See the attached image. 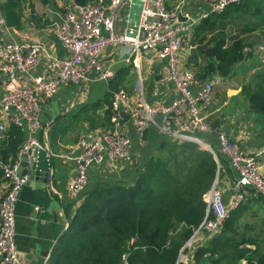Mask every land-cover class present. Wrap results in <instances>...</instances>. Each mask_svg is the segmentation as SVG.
<instances>
[{"label": "built area", "instance_id": "obj_1", "mask_svg": "<svg viewBox=\"0 0 264 264\" xmlns=\"http://www.w3.org/2000/svg\"><path fill=\"white\" fill-rule=\"evenodd\" d=\"M208 12H220L240 0H207ZM190 0H90L78 4L69 0L68 8L56 24L55 34L66 50L63 57L46 54L43 45L33 39L17 40L15 27L8 26L0 0V140L9 124L24 131V139L13 164L1 163L4 181L0 185V263L26 264L15 241V204L26 177L17 171L19 158L34 146H40L36 131L43 126V104L65 83L82 85L87 81L110 82L116 76L114 62H104L101 54L114 46L120 60L136 63L143 52H155L163 63L158 81L170 84L173 97L167 103L151 105L143 100L131 102L124 88L112 92L110 122L96 133L82 132L71 156L73 174L67 184L69 204L74 209L87 186L89 169L103 162L133 163V137L124 128L121 109L128 113L130 126L138 138L153 126L178 141H190L224 157L235 173L234 192L225 200L228 186L215 178L204 195L206 213L195 229L190 243L201 230L214 234L239 206L247 189L264 197V145L245 153L223 129L211 130L201 114L200 103L210 99L220 83L216 74L199 80L185 67L183 54L188 36L197 21L185 6ZM181 14L185 20L179 18ZM47 56L45 72L36 73L42 55ZM208 134V135H207ZM210 136L214 142L205 139ZM239 189V191H236ZM244 189V190H242ZM120 264H127L122 256Z\"/></svg>", "mask_w": 264, "mask_h": 264}, {"label": "trees", "instance_id": "obj_2", "mask_svg": "<svg viewBox=\"0 0 264 264\" xmlns=\"http://www.w3.org/2000/svg\"><path fill=\"white\" fill-rule=\"evenodd\" d=\"M7 1L20 15L26 0ZM73 1L82 4L90 0ZM245 16L258 18L234 33L231 24L236 19L248 20ZM256 30L264 36V0H240L220 12L208 13L188 37L187 43L193 48L187 65L199 80L213 73L231 78L236 74L234 67L251 58L258 46L244 32ZM119 83L111 80L102 97L107 106L102 127L110 122L112 92ZM240 94L245 96L248 110L259 114V121L264 123V69L241 85ZM206 122L211 130L223 124L214 116ZM207 135L205 139L212 136ZM23 139L24 131L9 124L0 140V162L15 163ZM226 164L220 155L216 159L210 150L194 142L163 136L132 180L119 179L85 189L74 209L70 204L65 207L66 228L57 241L58 253L52 264H120L123 255L127 264H184L178 258L188 252L186 244L205 217L204 195L214 179L228 182L226 194L234 192V180ZM2 175L0 163V185ZM248 191L254 193L245 191L242 202L218 232L201 230L203 236L191 253L190 264H264V247L257 236L238 230V218L249 202ZM255 198L264 202L260 195Z\"/></svg>", "mask_w": 264, "mask_h": 264}, {"label": "crops", "instance_id": "obj_3", "mask_svg": "<svg viewBox=\"0 0 264 264\" xmlns=\"http://www.w3.org/2000/svg\"><path fill=\"white\" fill-rule=\"evenodd\" d=\"M68 3L69 0H44V2L42 0H26L21 14L18 15L19 23L15 27L13 37L17 40H36L43 45L46 54L59 57L65 56L67 54L66 50L56 37L55 27L66 8H68ZM191 3L195 6L189 5ZM185 9L195 17L210 13L208 12L210 6L207 0H190ZM192 48L193 46L189 43L186 44L184 54L187 58L185 59L183 54V61L185 67L194 71L193 68L187 65ZM101 59L104 62H114L116 76L113 80L120 81L119 87L127 91L131 102L135 103L141 99L146 103L156 105L167 103L172 99V86L158 81L163 63L156 59L155 52H143L136 63L126 64L120 60L114 46H107L101 54ZM200 59L201 56H199ZM246 60L241 61L234 67L236 74L231 78H222L220 75L213 73L220 78V83L214 86L216 92L211 95L210 99L200 103V111L205 120H208L210 116L221 120L223 124L220 129H225L230 139L236 142L245 153H251L259 150L264 145V126L259 123L248 129L240 123H234V121H229V123H233L231 125L226 123L227 114L231 112V108L230 112L228 109L230 97L239 95L240 91V85H232L231 80L239 74H243L241 72L244 70L242 65L247 64ZM46 61L47 56L44 54L41 56L36 73L43 74L45 72ZM143 61L147 68L142 76ZM134 71H137L139 76L133 80ZM2 89L0 78V94ZM108 90L109 83L102 80L87 81L82 85L65 83L59 86L58 92L42 106L41 121L43 126L36 131L35 135L40 146L51 150L55 162L48 182L44 187H37L35 183H31V185L23 184L16 200L15 241L19 255L26 264H51L56 255L57 241L66 228L65 207L69 205L67 184L73 174L74 166L71 156L76 151V141L80 133L84 131L96 133L109 125L108 122L105 123L106 127L101 126L104 111L107 109L106 104L101 100ZM218 90L221 94L219 97L216 96ZM98 101H101V103L99 107H96ZM123 123L124 128L134 140L133 163L103 162L100 165L92 166L89 169L86 189L119 179L132 180L152 148L157 145L160 138L167 136L153 126H149L142 138H138L129 122ZM214 139L210 137L213 142ZM145 145L149 146L145 147ZM262 157L264 161V153ZM222 158L226 161L224 157ZM226 166L232 173L234 185L235 173L228 163ZM226 186H229V184ZM53 199L60 202L62 206V210L57 212L55 221L50 219L47 212V206ZM202 236L201 233L198 240L195 236L190 244L196 240L197 245ZM195 246L193 247L195 248ZM190 247L188 249L189 253L194 250V248L190 250ZM44 250H53L50 259L39 257V254Z\"/></svg>", "mask_w": 264, "mask_h": 264}, {"label": "rangeland", "instance_id": "obj_4", "mask_svg": "<svg viewBox=\"0 0 264 264\" xmlns=\"http://www.w3.org/2000/svg\"><path fill=\"white\" fill-rule=\"evenodd\" d=\"M189 5H193V3H191ZM193 6H195V5H193ZM257 18L252 17V16H250V17L245 16L244 19H248L246 21H242L241 19H236V20H234V23L231 24L232 27L230 29H232V31L234 33H240V30L244 25H246V24L251 25V23L254 22L255 20H257ZM244 35L247 38L254 39L255 42H257L256 44H258V46L256 47L255 51L253 52L252 57L246 60L247 64L245 66L242 65V68H244L245 72L242 75L239 74L236 78L231 80L232 85H234V86L240 85V88H241L242 84L248 82L252 78V76L256 73V71L264 69V46H263L264 36L262 35L261 31H259V30H256L253 32H244ZM184 55H185V59H186L187 58L186 54H184ZM184 66H185V64H184ZM146 68H147V65L143 61L142 62V76L144 75ZM237 73H239V71H237ZM138 76H139V73L137 71H134L133 80L135 78H138ZM215 92H216V88H213L212 94H214ZM218 92H219V90H218ZM230 108H231V112H230ZM228 109L230 112L229 114H227V117H226V123L228 125L233 124L231 122L229 123V121H234V123H240V125L244 126V128H248V129L251 126L253 127L254 125H257L259 123H261V125L264 126V123H262V121H259V114L253 113V112L248 110L245 96L241 95L240 91H239V95H235V96L233 95L232 97H230V100L228 102ZM147 146H149V145H145V147H147ZM223 184L228 185V183H224V182H223ZM246 194H247V197L249 199V202L246 204V206H247L246 209L240 214V216L238 218V221H237L238 230L239 231H245L247 234L252 235V236H257L260 244L262 245V247H264V202L261 200H257L255 198L257 196V194L253 193L252 191H248V192H246ZM228 196H229V194H226V192H225V196H224L225 200L227 199ZM246 226H249V227L246 228V230H244V228ZM200 235H201V233L196 235L197 240L200 238L199 237ZM196 242L197 241L195 240L193 243H191V244L189 243L190 245L188 244V247L191 246L190 250H191V248L192 249L194 248L193 246L196 245ZM192 251L190 253L188 251L185 254H181L180 260H182L184 264H190ZM56 255H55L53 261L55 260ZM52 262H51V264H52Z\"/></svg>", "mask_w": 264, "mask_h": 264}, {"label": "water", "instance_id": "obj_5", "mask_svg": "<svg viewBox=\"0 0 264 264\" xmlns=\"http://www.w3.org/2000/svg\"><path fill=\"white\" fill-rule=\"evenodd\" d=\"M1 3L7 25L16 27L19 23L18 14L10 7L7 0H1ZM179 18L185 20L181 14H179ZM209 51V48H207L208 54L210 53ZM119 113L122 117V121L126 122L128 119V113L123 109H121ZM54 162L55 160L50 149L44 146H34L29 152L20 156L17 171L22 176L26 177L24 184L31 185V183H35L37 187H44L48 182L51 170L54 167ZM236 191H239V189H236ZM61 210L62 206L60 202L54 199L51 200L47 206V212L50 215V219L54 221L57 219V212ZM52 253L53 250H44L39 254V257L50 259ZM180 257L181 255L179 256L178 261L180 260Z\"/></svg>", "mask_w": 264, "mask_h": 264}]
</instances>
